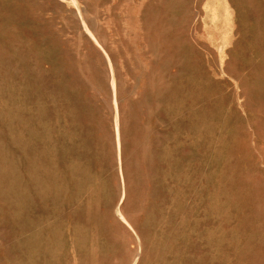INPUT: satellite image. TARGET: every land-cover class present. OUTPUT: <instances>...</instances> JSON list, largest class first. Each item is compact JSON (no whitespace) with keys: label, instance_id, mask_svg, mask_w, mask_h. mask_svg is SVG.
<instances>
[{"label":"rangeland","instance_id":"1","mask_svg":"<svg viewBox=\"0 0 264 264\" xmlns=\"http://www.w3.org/2000/svg\"><path fill=\"white\" fill-rule=\"evenodd\" d=\"M0 264H264V0H0Z\"/></svg>","mask_w":264,"mask_h":264}]
</instances>
